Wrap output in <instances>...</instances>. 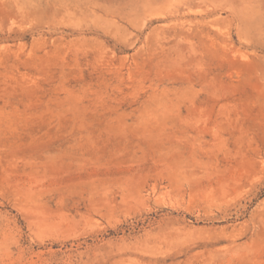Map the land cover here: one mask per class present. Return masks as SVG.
<instances>
[{
    "label": "rangeland",
    "instance_id": "1",
    "mask_svg": "<svg viewBox=\"0 0 264 264\" xmlns=\"http://www.w3.org/2000/svg\"><path fill=\"white\" fill-rule=\"evenodd\" d=\"M0 264H264V0H0Z\"/></svg>",
    "mask_w": 264,
    "mask_h": 264
}]
</instances>
